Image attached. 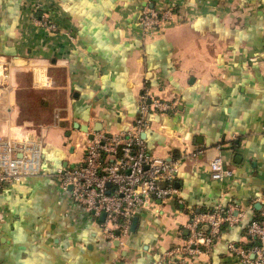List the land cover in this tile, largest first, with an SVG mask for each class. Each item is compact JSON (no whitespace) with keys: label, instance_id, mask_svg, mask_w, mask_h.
Returning a JSON list of instances; mask_svg holds the SVG:
<instances>
[{"label":"crops","instance_id":"0c3cea01","mask_svg":"<svg viewBox=\"0 0 264 264\" xmlns=\"http://www.w3.org/2000/svg\"><path fill=\"white\" fill-rule=\"evenodd\" d=\"M144 6L174 7L176 20L146 36ZM33 7L55 32L36 25ZM0 56L12 76L0 138L40 140L45 173L0 192V264H119L118 255L130 264H244L228 245H246V226L264 209V0H0ZM33 65L44 66L49 87L35 86ZM144 92L178 101L174 113L148 116L143 138L151 156L179 161L176 194L138 209L119 250L55 174L81 163L94 130H127ZM30 94L48 123L28 111ZM217 157L232 172L220 182L209 173ZM229 205L243 219L210 250L160 261L183 245L192 213Z\"/></svg>","mask_w":264,"mask_h":264},{"label":"built area","instance_id":"2783aa9c","mask_svg":"<svg viewBox=\"0 0 264 264\" xmlns=\"http://www.w3.org/2000/svg\"><path fill=\"white\" fill-rule=\"evenodd\" d=\"M34 20V19H33ZM176 20L174 7L152 9L144 6L139 23L144 35L164 29ZM47 27L42 18L34 20ZM33 81L38 88L50 86L42 65L31 67ZM12 90L11 67L8 59L0 56V100ZM178 101H165L144 92L138 99V115L125 131L117 133L92 132L87 140L81 163L76 167L56 171L59 187L68 199L83 208L93 218L104 214L102 236L116 243L119 250L126 247L133 218L138 209L148 207L153 201L172 198L173 187L179 171V161L155 158L147 151L143 135L149 129L148 116L169 115L177 109ZM43 150L40 140L0 138V192L4 187L24 179L45 175L42 169ZM210 179L220 182L232 176L220 157L209 163ZM243 214L229 205L214 210L192 213L185 225L187 237L183 245L166 251L161 262H180L210 250L224 228L238 225ZM245 236L250 247L228 245L244 264H264V209L250 220ZM115 262L130 264L124 257Z\"/></svg>","mask_w":264,"mask_h":264},{"label":"rangeland","instance_id":"374dc122","mask_svg":"<svg viewBox=\"0 0 264 264\" xmlns=\"http://www.w3.org/2000/svg\"><path fill=\"white\" fill-rule=\"evenodd\" d=\"M38 10L42 11V7H35V9H33L34 13H36ZM40 18H42L44 20V22L47 24V27H45V26H39L34 21L38 27H40L42 30H44V31H46L48 33L55 32L56 31L55 24L50 21V18L48 16H46V15H44L42 13L40 15H38L37 17L35 15L33 16V19L34 20H37V21ZM28 96L30 97L29 100H32V104L30 103V105L27 108V109H29L28 111H30V113H32L33 115L36 116V121L37 122H39V123H48L49 120L46 119L47 116L49 117V115H48V113H49L48 108L45 109L43 107L44 105L40 106L39 103L36 102V100L38 101V99H37L38 95L35 96V95H31L30 94Z\"/></svg>","mask_w":264,"mask_h":264},{"label":"water","instance_id":"95a60500","mask_svg":"<svg viewBox=\"0 0 264 264\" xmlns=\"http://www.w3.org/2000/svg\"><path fill=\"white\" fill-rule=\"evenodd\" d=\"M73 127L75 129H82L80 125H77V124H74ZM82 131H84L85 133L88 132V129L86 127H83ZM94 132H98V129L97 130H94ZM91 138V135H89L88 139ZM143 138H144V135H143ZM100 221H103L104 220V214L100 215ZM136 224V218H133V221H132V225H131V231L133 230L134 226ZM119 264H122V263H119Z\"/></svg>","mask_w":264,"mask_h":264},{"label":"trees","instance_id":"16d2710c","mask_svg":"<svg viewBox=\"0 0 264 264\" xmlns=\"http://www.w3.org/2000/svg\"><path fill=\"white\" fill-rule=\"evenodd\" d=\"M33 9H35L34 7H33ZM42 13V11H40V10H38L36 13H34V11H33V14H35V16L37 17L38 15H40ZM225 229V228H224ZM250 243H247L246 245H244L243 246V248H247V247H250Z\"/></svg>","mask_w":264,"mask_h":264}]
</instances>
